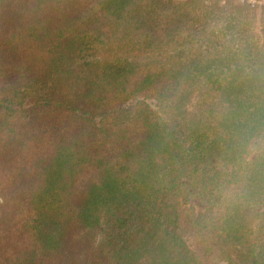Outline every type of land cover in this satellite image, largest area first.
<instances>
[{
	"label": "trees",
	"instance_id": "trees-1",
	"mask_svg": "<svg viewBox=\"0 0 264 264\" xmlns=\"http://www.w3.org/2000/svg\"><path fill=\"white\" fill-rule=\"evenodd\" d=\"M256 9L0 0V264H264Z\"/></svg>",
	"mask_w": 264,
	"mask_h": 264
},
{
	"label": "rangeland",
	"instance_id": "rangeland-1",
	"mask_svg": "<svg viewBox=\"0 0 264 264\" xmlns=\"http://www.w3.org/2000/svg\"><path fill=\"white\" fill-rule=\"evenodd\" d=\"M175 1H183V0H175ZM239 1H240L241 4L242 3H246V2L248 4V2H249V3H251V5H254V4L257 5V9H256L255 12H256V15H257V18H258L260 12L262 11L260 9V7L264 6V0H259V2H256V0H239ZM192 204L195 205L198 210L202 209L201 206H203V205L201 204V202L199 200L193 199Z\"/></svg>",
	"mask_w": 264,
	"mask_h": 264
}]
</instances>
